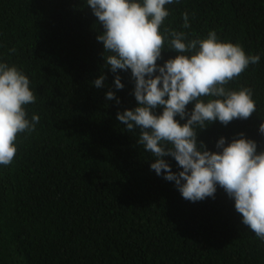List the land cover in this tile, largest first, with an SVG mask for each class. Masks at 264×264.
I'll return each mask as SVG.
<instances>
[{"label": "trees", "instance_id": "1", "mask_svg": "<svg viewBox=\"0 0 264 264\" xmlns=\"http://www.w3.org/2000/svg\"><path fill=\"white\" fill-rule=\"evenodd\" d=\"M166 9L158 65L178 55L165 29L185 33V42L215 31L221 42L260 56L225 85L252 90L253 116L195 131L211 152L239 133L264 151V0H179ZM103 31L87 0H0V63L29 78L36 100L25 106L26 118L40 117L34 131L18 136L13 163L0 165V264H264V242L222 188L193 203L151 170L155 158L139 145V128L129 132L117 120L139 104L131 70L114 74L105 65ZM109 91L119 104L106 99ZM164 159L174 173L183 170Z\"/></svg>", "mask_w": 264, "mask_h": 264}, {"label": "clouds", "instance_id": "2", "mask_svg": "<svg viewBox=\"0 0 264 264\" xmlns=\"http://www.w3.org/2000/svg\"><path fill=\"white\" fill-rule=\"evenodd\" d=\"M174 2L179 0H87L104 29L97 40L105 49V65L114 74L131 70L135 81L139 106L118 112L117 120L129 132L139 128V145L155 158L151 170L174 181L185 200L214 199L219 186L234 200L243 225L264 242V151L258 153L257 143L239 133L227 145L220 138L216 148L221 151L211 152L198 144L195 131L216 121L227 126L253 116L252 90L233 91L225 85L250 64H258L260 56L246 55L239 44L221 42L215 31L206 39L185 42V33L165 29L171 37L168 45L178 55L158 65L166 38L160 29L170 15L166 5ZM183 20V27H190L187 13ZM105 79L101 75L94 81L95 87H102ZM114 83L117 90L124 88L119 75ZM202 97L210 99L205 102ZM106 99L120 103L113 91L106 93ZM35 100L29 78L17 67L0 63V165L10 166L18 151V136L35 130L40 117L33 115L29 121L25 110ZM189 104H194L191 112L186 110ZM157 108L163 109L161 115L155 114ZM177 116L187 122L181 125ZM259 132L264 134V123ZM169 156L182 171H172L164 159Z\"/></svg>", "mask_w": 264, "mask_h": 264}]
</instances>
